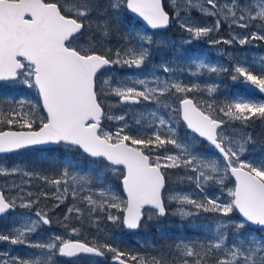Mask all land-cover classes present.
Wrapping results in <instances>:
<instances>
[{
	"label": "snow or ice",
	"instance_id": "1",
	"mask_svg": "<svg viewBox=\"0 0 264 264\" xmlns=\"http://www.w3.org/2000/svg\"><path fill=\"white\" fill-rule=\"evenodd\" d=\"M183 3L187 11L195 8L202 14L221 17L229 22V26L235 24L248 28L252 22L259 21L258 27L264 30V0H223V3L218 0H195V3L194 0H183ZM170 4L175 17L179 18L180 0H170ZM128 10L143 18L152 29L166 28L170 23L171 18L162 0H0V81L19 79L28 88H35L46 110V116L34 118V111H24V106L27 104L32 109L39 106L33 105L32 101L21 100L17 102L19 110L0 111V123L18 125L22 129L0 131V153L42 145L62 146L66 150H82L94 158L90 162L93 169L99 168L100 159L97 158H102L107 168L122 176L126 199L122 200L110 186L106 188L103 184L95 193L89 189V194L80 199L88 206L90 216L98 211L106 212L107 220L136 230L145 219L165 216L166 200L175 201L178 207L173 214L182 218L199 212L218 214L211 222L212 226L207 228L211 232L210 238L206 242H181L176 246L178 255L171 258L164 253L159 257L132 255L112 244H97L95 240L89 244L55 234L46 243L31 244L29 236L40 225L52 223L47 213L38 211V219H22L11 234H0V241L29 244L43 250L44 254L33 255L31 259L12 257L11 262L2 260L0 264H53L57 255L76 257L83 253L104 257L106 252L113 254L116 264H264V236L243 231L246 225L264 228V159L255 162L241 159L251 137L234 138L222 131V125L228 121H240L246 125L253 117L264 119V101L241 100L219 108L218 111L228 117V121L216 118L217 110L211 104L202 110L186 95L180 101L182 118L187 127L199 137L206 138L222 159L197 153L196 137L187 143L181 142L172 124L154 112L149 115L158 120L160 128L167 129L166 135L157 128L151 136H132L125 132L126 123L115 132L101 126L104 119L125 120L123 115L110 114L112 106L102 101L103 96L115 95L120 98V103L156 101L168 107L162 99L165 94L200 90L199 84L189 86L159 77L151 81L129 77L116 81V86H113L112 78H101L98 86V74L102 69L114 65L140 68L150 56L154 41L146 33L136 32L135 45L126 40L124 45L113 49L105 43L113 32L120 31L123 13ZM181 26L199 38L212 32L213 27L218 30L220 19L213 27H193L184 23ZM250 39L264 41V35L252 33L250 37L239 38L238 42L244 45ZM224 42L231 44L233 41ZM98 47L103 51H98ZM254 67L257 68L255 74ZM161 68L164 72L171 71L167 65H161ZM198 68L213 73L227 71L222 66L209 65L203 60L199 61ZM233 71V81L242 78L243 82L264 93V57L251 63L244 58ZM205 90L211 93L216 88L206 86ZM105 107L109 108V113H105ZM168 144L179 152L164 156L151 154ZM60 163L62 171L58 178L39 177L57 189L54 195L59 203L56 207L67 199L69 182L78 186L91 183L85 176L70 171L80 166L78 160L66 157ZM120 165L123 172L113 167ZM173 168L190 169L195 175L180 179L194 182L200 193H204V186L209 182L223 186L228 176L235 178V184L227 189L228 197L223 201L206 194L203 199L194 198V193L186 192H168L166 195L168 174L165 169ZM17 173L29 178L39 176V173L20 167L9 169L0 164V175ZM80 190L84 189L81 187ZM70 194L74 198L79 195L75 189ZM27 195L31 197L33 193ZM43 195L47 197V193ZM17 199L20 198L6 197L0 191V214L16 208ZM38 202L39 198L23 200L19 207L31 208ZM111 209L122 215H112ZM234 211H238L240 220L232 219L230 214ZM72 213L80 219L84 209L76 205L69 207L65 220ZM98 221L99 216H96L91 222ZM79 231L78 228L72 229L73 233Z\"/></svg>",
	"mask_w": 264,
	"mask_h": 264
},
{
	"label": "rangeland",
	"instance_id": "2",
	"mask_svg": "<svg viewBox=\"0 0 264 264\" xmlns=\"http://www.w3.org/2000/svg\"><path fill=\"white\" fill-rule=\"evenodd\" d=\"M219 3H223V0H218ZM243 2V0H241ZM165 3V0H164ZM195 3V0H194ZM169 6L172 13V25L169 29L163 30H151L147 29L144 26L134 28L136 32L146 33L153 37V44L150 47V56L145 64L140 68H131L132 72L125 71L122 73L116 69L111 72L104 73L98 78V86L100 84V79H108L112 78L113 86H116L115 82L120 80H125L127 78L135 79H145L153 80L155 77H159L161 80H168L171 82H181L185 85H193L199 84L200 90L192 91L188 93H169L165 94L162 98L164 104H167L168 107H164L163 104H157L156 101H141L140 103H120V99L110 101L108 99H103L102 101L106 102V104L111 105L110 114L115 116L123 115L125 116L124 121H116V120H107L104 119L102 127L105 130L115 132L118 128L122 127L125 123L128 127L125 129L126 134L132 136H151L152 132L159 128L160 132L163 135L167 134L166 128H160L158 124V120H154L153 117L149 115V113L154 112L156 116H163L164 119L168 120L172 126L176 129V134L179 140L183 143L189 142L193 137L197 138V144L195 151L197 153H201L205 156H211L215 158H221L220 154L210 145L203 142L200 138H198L195 134L189 131L187 128H183L181 125V118L178 117L177 112L180 111V96L184 97L189 96L191 93L192 97L202 108V110L206 107V105L211 104L214 109H216V115L218 113V109L215 106L216 100L218 99V91L217 87L222 83L223 79L221 75H215L216 73L208 71V69L198 68V64L200 60H203L205 63L209 65L222 66L227 69L228 72L231 71L234 73V67L240 63V61L246 58L249 63H251L254 59L259 60V58L264 57V41L259 39H250V41L244 45H241L238 40L239 38H243L244 36H251L252 33H259L264 35V30H261L258 25H255V22H252L248 28H241L235 24H232L233 30L227 29L226 34L214 37L213 39L205 42L206 37H209L213 32H215V28L213 27L216 24V20L220 19V26L223 24H227L229 26V22L223 20L218 16H210L202 14L200 11L193 8L190 12L187 11L184 7L183 0H180V16L179 18L175 17V13L173 7L170 4ZM207 6V5H205ZM210 7V6H207ZM187 24L193 27H213V31L207 34L206 36H201L199 38L189 35H181L178 33V36L174 34V32H178V29L173 25ZM122 24V21H121ZM259 24V23H258ZM121 27V25H120ZM126 27V26H125ZM182 27V26H181ZM133 30L131 27L127 31ZM126 31V32H127ZM174 31V32H173ZM235 37V39H234ZM130 42L127 37H124L121 43H106L110 48H118L121 45L125 44V41ZM232 40L231 44H227L224 41ZM214 41H220L219 43H214ZM131 43V42H130ZM208 43V44H207ZM135 45L136 43H131ZM99 49H102L99 47ZM195 61V62H194ZM161 65H167L171 71L164 72L161 68ZM247 66V65H245ZM254 74L257 73V68L252 69ZM218 74L221 72H217ZM231 84L235 85L236 93L232 96H226L221 98L222 104L226 106L227 104H231L234 102H239L241 100L244 101H254V102H262L264 101V96H257L247 94L245 90H247L243 86V79L232 81ZM149 86H152L151 84ZM206 86H215L216 90L214 92L209 93L205 90ZM137 87H140L137 85ZM243 87L244 90L241 88ZM178 94L180 96H178ZM112 95V94H109ZM119 98V97H118ZM21 100H29L32 101L33 105H38L39 107L32 109L29 105L25 104L24 111H34V118H39L41 116H45L41 102L39 98V94L35 88H28L26 85H23L19 82L13 83H1L0 84V111L7 113L11 110H19L18 101ZM109 109V108H108ZM106 113H109L107 110ZM131 117L128 119V117ZM139 120L140 123L137 124L136 121ZM228 121V117L225 119ZM15 126V128L13 127ZM36 125H34L35 127ZM249 121L247 124H243L240 121H228L224 126H222L223 134L226 136H232L234 138H240L241 136H250L251 132L248 129ZM5 128L12 129H20L18 125H8L6 123H0V130ZM221 131V130H219ZM65 154L60 157L58 153L51 152H42L39 150H29L28 152H20L17 154L11 155H0V164H2L6 168L12 167H20L21 169L39 173V176H33L31 178L25 177L22 173H17L14 175H0V180L2 181L3 187L8 190L7 197H18L16 203L19 205L23 200H29L30 197L26 194H21L20 190L23 189L24 192L35 193V187L33 188L32 181L37 180V182H44V180L40 179L41 176H46L50 180L54 178H58L62 171V164L60 162L64 161L65 158H72L78 160L80 162V166L71 169L70 171H74L79 173L81 176H85L91 183H83L82 185H74L69 182V198L72 201L83 202L80 197L89 194L88 190L91 189L93 193L99 189L101 184L104 187H111L112 191L115 192L122 200L126 199L123 195L120 188L115 186L113 182L107 181L106 177L109 173L112 172L111 169L107 168V165L103 164L100 160V166L98 169H93L90 167V162L93 159L83 160V157L76 158L74 150H64ZM179 149H176L173 145L168 144L163 148L156 149L152 152V155H160L164 156L166 154L178 153ZM222 159V158H221ZM241 159L255 162L261 159H264V153L259 149L258 146L252 144V137L250 142L247 144V151L241 156ZM185 169V168H184ZM170 169H166V172H169ZM187 170V173L184 177L195 175L191 172L190 169ZM107 174V175H106ZM19 176V177H18ZM187 182L188 187H176V186H168L166 187V195L168 192H186V193H194V198L203 199L206 194L209 197L216 198L219 197L221 201L225 200L228 197L227 189L234 187V181L231 176H228L224 180V185L221 186L215 182H209L204 186V193H200L199 189L196 188L194 182H190L187 179H184ZM30 181V182H25ZM45 183V182H44ZM27 186H30L27 188ZM41 188L50 195L55 189L51 184H40ZM81 187L84 189L81 191ZM76 190L79 195L74 198L70 193L72 190ZM62 191V188H61ZM167 201V200H166ZM174 204L173 211L175 213L178 205L175 201L170 202ZM33 204L32 207H34ZM73 205V204H72ZM71 205V206H72ZM70 206V207H71ZM79 207H82L79 203ZM83 207H87L84 202ZM195 212L194 209L189 208ZM29 213L28 211H26ZM19 212L13 215L12 217H8L5 221H0V234H11L12 229L18 225V222L22 219H33L29 214ZM103 213V212H102ZM94 213L99 217L98 223H92L89 221L87 223V238L90 240H100V243L97 244H112L114 247L119 249V246L123 245L124 247L130 246L129 239L123 240L122 237H109L107 232L103 230L102 227V217L101 214ZM112 214V213H111ZM103 215V214H102ZM114 215V214H112ZM218 214L215 213H205L199 212L194 214L193 216L186 217L180 219L178 228L182 227L185 223L190 226L191 230L194 232L190 233L185 237H178L179 241L177 245L181 242L187 243H195V242H206L210 236L211 232L207 230L208 226H212L211 222ZM232 219L240 220L241 218L238 216L237 211H234L230 214ZM13 220L14 226H11L9 222ZM245 233L247 232H255L259 236H264V230H256L251 229L248 230L247 227L243 229ZM34 234L29 236V241L31 244H34L35 241L37 243H46L45 241L48 238L45 237V234H41L37 240H34ZM141 238L138 234H135L131 237V241H139ZM2 249H0V253L3 252L4 255L0 258L2 260H9L11 262L12 257H19L21 259H31L33 255L40 256L43 255V250L36 252L35 250H31L29 244H11L9 241H2ZM149 249V250H148ZM145 250L146 252L137 253L135 248L133 247L132 253L133 255H141L145 257L157 256L161 255V252L156 249L148 248ZM150 251V253H149ZM112 254V253H110ZM113 255V254H112ZM101 263L97 259L88 258L87 264H99ZM60 264H63L60 262Z\"/></svg>",
	"mask_w": 264,
	"mask_h": 264
},
{
	"label": "trees",
	"instance_id": "3",
	"mask_svg": "<svg viewBox=\"0 0 264 264\" xmlns=\"http://www.w3.org/2000/svg\"><path fill=\"white\" fill-rule=\"evenodd\" d=\"M165 8L171 12L170 6H169V0H165ZM259 21H255V25H258ZM126 26V27H125ZM142 25L136 21L133 16H131L128 11L123 13L122 17V24L120 27V31L118 32H113L110 38L106 41V43H121L124 37H127V39L131 43H136L135 40V34L136 30L134 28L136 27H141ZM131 27L133 30L127 31ZM174 27L178 29V32H174L176 36H178V33L181 35H191L193 36L192 33L188 32L184 27H181L179 25H173V30ZM233 26H228L227 24H223L221 27H219L218 30H215L209 37H206L205 42L213 39L214 37H219L224 34H226L227 29L233 30ZM127 31V32H126ZM208 44V43H207ZM98 51H103L102 49H97ZM116 69H118L121 73L122 71H128L132 72L131 68L128 67H120L118 65H115ZM215 75H221L222 76V83L217 87L218 91V99L216 100L215 106L217 109L225 107L221 101V98L226 97V96H232L233 94L236 93L235 85L231 84L232 80V73L231 71L228 72H221V73H216ZM241 80V79H238ZM242 90L243 87L241 88ZM245 92L249 95H257V96H262L261 94L245 90ZM189 96H192L191 93L188 94ZM178 96H180L178 94ZM109 99V100H116L118 97L115 95H107L101 97V99ZM181 98V96L179 97ZM108 107H105V111L107 112ZM178 117L180 118V111L177 112ZM131 117L129 116L128 119ZM216 118L218 119H223L225 120L227 117L218 111ZM183 128H186V126L181 123ZM15 127V126H14ZM36 127V126H35ZM249 131L251 132V137H252V144L255 146H258L259 149L264 153V119L256 118L253 117L252 119L249 120V126H248ZM46 152V151H43ZM77 155L80 157H83L80 151L77 150ZM87 159V158H86ZM103 164L105 162L101 160ZM106 165V164H105ZM120 172H123V169L117 168ZM187 173V170L184 168H173L170 169L169 172H167L168 176L166 177L167 181V186H176V187H188L187 182L183 179L181 180L180 178H183ZM107 175V174H106ZM19 177V176H18ZM121 178L122 176H119L117 172L112 171L109 173L106 177L107 181L113 182L115 186L121 189ZM166 202L167 206V215L165 217H154L152 220H143L141 229L138 231V235L140 236L139 241L132 242L131 237L132 233L127 232L123 226L122 223H113L109 220L106 219L107 213L106 212H97L99 215L100 213L103 214L102 217V227L105 232L109 235V237H122L123 240L129 239L130 246L129 247H124L123 245L119 246V250L127 252V253H132L133 247L135 248V251L137 253L140 252H146L148 248L151 249H156L160 251L161 253L166 254L169 258H171L173 255H178L177 252V242L179 241L178 237H185L188 236L190 233L194 232L191 230L190 226L187 224H183L182 227L178 228V223H179V217L181 219V216L179 215H174L173 207L174 204H171L168 201ZM84 203H82V208L84 209L85 213L89 216V218L94 217L95 215L92 214L91 216L89 215L87 211V207H83ZM112 214L114 215H122L121 213L117 212L115 209L109 210ZM179 216V217H178ZM248 230L254 229L250 225H246ZM149 250V249H148ZM150 253V251H149Z\"/></svg>",
	"mask_w": 264,
	"mask_h": 264
},
{
	"label": "flooded vegetation",
	"instance_id": "4",
	"mask_svg": "<svg viewBox=\"0 0 264 264\" xmlns=\"http://www.w3.org/2000/svg\"><path fill=\"white\" fill-rule=\"evenodd\" d=\"M97 84H98V80H97ZM49 150L51 152L58 153L59 156L62 157L65 154L64 150L66 149L63 148L62 146H57L56 148L48 149L46 152H48ZM39 151H43V150H39ZM82 159L86 160V158H82ZM40 184H45V183L37 182V180L32 181L33 188L35 187L36 190H35V193H33V195L30 197V199L36 200L37 198H39V202L34 203L35 204L34 207L22 208V207H19V205H17L14 211L1 216L0 221H5L8 217H12L16 213H19L22 211L23 213H27L26 211H28L29 213L27 214L33 217L34 220L38 219V217L36 216V213L38 211L42 213H47L48 218L52 221V223L50 225H40L38 229L34 232L35 233L34 240H37L41 234H45L46 238L51 237L53 234H55V235L63 236L65 239H73V240L78 239V240L88 242L89 244H91L93 240H90L87 238V230H88L87 223H88L89 217L85 213V211H84V215L80 219H77L76 213H72L68 215V219L65 220V216L67 214L68 208L72 204L78 206V201L76 202L72 201V199L69 198V195H68L67 199L62 204H59V207H56V205L59 203V201L55 199V195H54L57 189L53 187L55 191H53L50 195H47V197H45L43 193H46V192L44 191L43 188L39 186ZM28 187L30 186H27V188ZM0 189L3 191L4 195L7 197L8 190L3 187L1 180H0ZM20 193L22 195L28 194V192H24L23 189L20 190ZM79 203H82V202H79ZM90 220L93 221L95 220V218L91 217ZM9 224L11 226L15 225L13 220H11ZM64 225H67V227H65ZM73 228L80 229L79 233H73L72 232ZM0 231H1V228H0ZM95 241L96 243H100V240L98 239H96ZM34 244H37V241H35ZM2 247H3L2 241H0V249H2ZM30 249L35 250L36 252L41 251L40 249L31 247V246H30ZM2 255H4L3 252L0 253V258L2 257ZM88 258L99 260L101 262L99 264H112L111 263L112 254L108 252H106L104 257H95V256L87 255V254H81L76 257H62V256L57 255L54 257L53 264H60V262H62L63 264H87Z\"/></svg>",
	"mask_w": 264,
	"mask_h": 264
},
{
	"label": "water",
	"instance_id": "5",
	"mask_svg": "<svg viewBox=\"0 0 264 264\" xmlns=\"http://www.w3.org/2000/svg\"><path fill=\"white\" fill-rule=\"evenodd\" d=\"M162 3H163V5H164V0H162ZM164 8H165V6H164ZM165 11H167L166 10V8H165ZM128 12L130 13V15H132L136 20H138L140 23H142V25H144L146 28H148V29H152L151 28V26H149L148 24H147V22H145V21H143V18H141V17H139L137 14H135V13H131L130 12V10H128ZM168 12V11H167ZM169 13V12H168ZM169 16H170V18H171V14L169 13ZM170 25H171V19H170V23H169V25L166 27V28H160V29H168V28H170ZM152 30H158V29H152ZM115 67V65L114 66H111V67H107V68H105V69H102L101 70V72L102 71H104V70H110V69H113ZM99 75V74H98ZM3 81H11V80H3ZM1 82V81H0ZM244 86L247 88V89H249V90H252V91H255V92H257V93H260V94H263L264 95V93H261L260 91H259V89H257L255 86H253V85H251L250 83H245L244 82ZM188 98H190V99H193L192 97H188ZM40 99H41V97H40ZM183 99V98H182ZM181 99V100H182ZM180 100V101H181ZM194 100V99H193ZM194 102H195V100H194ZM41 103H42V109H43V111H44V113H45V115H46V110L43 108V102H42V99H41ZM196 103V102H195ZM180 114H181V120H182V122L186 125V127H187V123L183 120V118H182V110H181V105H180ZM103 121L104 120H102L101 121V126H102V123H103ZM223 126V125H222ZM187 129L189 130V131H191L192 132V130L191 129H189L188 127H187ZM8 130H12V131H20V130H22V129H5V130H2V131H8ZM24 130H27V129H24ZM219 131V130H218ZM197 137H199V135L198 134H196V133H194ZM202 141H204V142H206V143H208V144H210V142H208L207 140H206V138H203V137H199ZM211 145V144H210ZM53 146H55V145H42V146H34V147H31V148H27V149H21V150H17V151H15V152H12V153H0V155H4V154H14V153H18V152H21V151H25V150H28V149H35V148H48V147H53ZM212 146V145H211ZM214 147V146H213ZM215 149V148H214ZM216 150V149H215ZM82 151V150H81ZM217 151V150H216ZM218 152V151H217ZM85 154V153H84ZM87 155V154H86ZM88 156V155H87ZM89 157V156H88ZM91 158V157H90ZM97 159H99V158H97ZM115 167H121V168H123V166L122 165H120V166H115ZM232 178H233V181H234V183H235V178L233 177V176H231ZM122 182V181H121ZM167 185V184H166ZM0 191H2L1 189H0ZM122 192H123V194H124V196H125V198H126V193H125V191H124V189H123V185H122ZM166 206V205H165ZM15 210V208L14 209H10V210H8L7 212H5L4 214H6V213H10V212H12V211H14ZM167 210V209H166ZM237 213H238V211H237ZM4 214H0V217L1 216H3ZM166 216V215H165ZM165 216H163V217H165ZM238 216L240 217V214L238 213ZM241 218V217H240ZM251 227H253V228H255V229H258V230H261V229H264V228H261V226H256V225H250ZM125 227V226H124ZM125 229L127 230V231H129V232H136V231H138L139 229H136V230H130V229H127L126 227H125ZM83 254V253H82ZM78 255H81V254H78ZM88 255H91V254H88ZM111 263H113V264H116V262L115 261H113V259H111ZM130 264H132V262H130Z\"/></svg>",
	"mask_w": 264,
	"mask_h": 264
}]
</instances>
